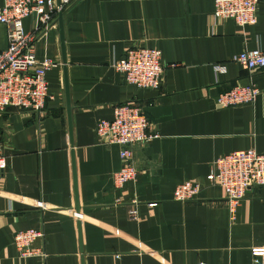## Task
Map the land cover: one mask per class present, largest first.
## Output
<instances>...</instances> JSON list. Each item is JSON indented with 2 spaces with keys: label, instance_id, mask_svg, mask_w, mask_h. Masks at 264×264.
I'll return each mask as SVG.
<instances>
[{
  "label": "crops",
  "instance_id": "obj_1",
  "mask_svg": "<svg viewBox=\"0 0 264 264\" xmlns=\"http://www.w3.org/2000/svg\"><path fill=\"white\" fill-rule=\"evenodd\" d=\"M212 12L213 0H74L62 16L65 63L57 20L37 36L36 58L55 63L45 75L49 98L39 113H0V264H256L264 186L238 204L230 223L224 190L205 178L218 157L264 153V71L249 74L231 62L264 49V0L255 26L215 20ZM22 25L32 31L34 18ZM6 30L0 24V51ZM132 47L161 52L158 90L129 86L112 68ZM216 65L225 72L215 73ZM249 82L259 90L252 104L216 105L220 94ZM125 101L140 106L159 138L136 149L135 180L116 188L119 147L101 144L95 128ZM185 182L204 188L193 201H174ZM28 229L42 230L33 248L44 259L18 256L12 237Z\"/></svg>",
  "mask_w": 264,
  "mask_h": 264
},
{
  "label": "built area",
  "instance_id": "obj_2",
  "mask_svg": "<svg viewBox=\"0 0 264 264\" xmlns=\"http://www.w3.org/2000/svg\"><path fill=\"white\" fill-rule=\"evenodd\" d=\"M74 0H3L0 6V24L5 25L6 49L0 51V113L6 108L39 113L49 98L45 75L55 63L38 60L34 43L37 36L56 23L59 13L64 12ZM261 0H213L212 17L215 20H231L239 27L255 26L257 10ZM34 18V27L25 32L22 22ZM231 62L241 66L249 74L264 71V49L245 50L232 56ZM123 76L124 82L136 89L158 90L163 83L164 66L161 52L144 47L129 48L124 56L111 64ZM215 73L225 72L224 66L213 67ZM259 95L258 88L249 82L234 86L220 94L216 100L219 108H231L252 104ZM95 134L106 146L119 147L120 169L112 176L116 188L135 180L136 149L159 138L151 122L133 101H125L113 107L111 120H99ZM6 168V160L0 144V180ZM206 186H217L224 190L225 205L232 223L238 204L255 188L264 186V153L254 149L236 151L213 160L205 178ZM204 188L198 182L178 184L173 191L176 202L185 203L197 199ZM129 215L136 218V210ZM43 238L39 229H28L15 233L12 244L20 258L46 255L33 248L35 241ZM251 256L256 264H264V248H253Z\"/></svg>",
  "mask_w": 264,
  "mask_h": 264
},
{
  "label": "water",
  "instance_id": "obj_3",
  "mask_svg": "<svg viewBox=\"0 0 264 264\" xmlns=\"http://www.w3.org/2000/svg\"><path fill=\"white\" fill-rule=\"evenodd\" d=\"M56 2H57V4H59V0H57ZM62 16H63V12L58 14L57 23H58V28H59V38H60V42H61L62 61H63V63H65V49H64V44H63L64 38H63ZM63 74H64V90H65V103H66V114H67V121H68V130H69V135L71 137V108H70L68 84H67V76H66L65 68L63 70ZM72 167H73L74 186L76 187L74 162L72 163Z\"/></svg>",
  "mask_w": 264,
  "mask_h": 264
}]
</instances>
